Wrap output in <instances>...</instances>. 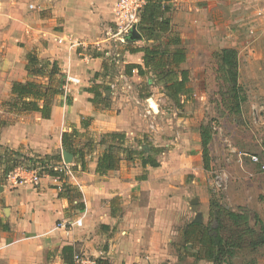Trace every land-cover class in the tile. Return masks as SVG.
I'll return each mask as SVG.
<instances>
[{
  "label": "crops",
  "instance_id": "0c3cea01",
  "mask_svg": "<svg viewBox=\"0 0 264 264\" xmlns=\"http://www.w3.org/2000/svg\"><path fill=\"white\" fill-rule=\"evenodd\" d=\"M115 1L0 0V222L8 225L0 229V264H67L62 253L65 246L89 261L160 264L174 235L183 238L185 229L210 210L201 130L193 126L201 125L203 115L199 119L189 100L191 76L197 73L189 65L193 54L187 38L199 37L202 30L200 38L207 44L241 48L240 64L244 58L259 63L264 51L245 56L244 49L251 43L237 45L245 42L241 39L244 27L254 34L253 44L264 43V0H172L173 9L167 14L171 31L164 40L173 41L178 35L185 49L186 60L178 68L189 72L188 94L182 96L180 106L169 98L176 110L184 112H173L168 118L162 114L169 109L159 106L153 96L157 109L151 111L152 130L140 105L144 92L157 87L156 74L149 69L143 75L137 69L129 74L126 66H144V53L134 49L156 42L142 36L113 50L107 31L115 19ZM29 52L56 60L69 81L66 89L72 104L57 96L50 118L36 111L16 112L8 105L12 83L31 78L26 69ZM113 63L119 66L114 68ZM249 69H253L251 75L262 77L258 88L264 92V63ZM161 87L160 91H166ZM96 91L104 93V100L92 101ZM170 118L172 126L165 121ZM73 128L80 131L75 146L91 148L85 170L74 155L71 163L64 160L63 134ZM112 132L125 133V146L134 148L148 137L162 149L159 166L144 167L139 156L127 160L126 153L119 151L118 167L98 174V157L110 141L106 137L103 144L101 140ZM30 157H49L48 166L63 167L61 190L51 175L36 185L16 181L17 168L10 167L25 166ZM64 184L75 186L81 195L74 197L71 191V198L60 196ZM79 203L85 207L78 208ZM63 222L66 227L58 225Z\"/></svg>",
  "mask_w": 264,
  "mask_h": 264
},
{
  "label": "trees",
  "instance_id": "16d2710c",
  "mask_svg": "<svg viewBox=\"0 0 264 264\" xmlns=\"http://www.w3.org/2000/svg\"><path fill=\"white\" fill-rule=\"evenodd\" d=\"M172 0H146L143 6L137 28L146 40H154L152 45H143L134 49L136 52H143L144 66L140 64H128L126 71L132 74L133 69H137L138 73L143 75L146 69L152 70L156 74L159 83L165 86L168 96L180 106L182 96L187 97V84L189 82V72L180 70V63L186 60V52L181 47V41L176 35L173 41L166 42L164 37L171 31V19L167 15L172 9ZM135 39L128 38V42ZM164 41V42H163ZM166 42V43H165ZM171 45H175V49H171ZM238 50L235 48H224L219 53L220 64L219 71L224 84L229 83L228 94H223L224 101L232 94L237 101L236 105L240 106L239 87L237 86L239 60ZM28 71L30 79L26 81H14L12 83L11 98L8 101L10 108L16 112H40L44 118H50L52 108L57 96H63L66 104H72L73 97L67 93L66 86L69 81L65 73L62 72L58 62L50 59H40L35 53L29 52L26 55ZM229 95V96H228ZM227 96V97H226ZM105 95L102 91L94 92L92 101L96 103L98 100H104ZM87 124H83L85 127ZM80 135L77 128H73L70 132L63 134V146L70 151L77 164L81 165L82 170L87 168V155L91 151H85V146L77 148L75 139ZM202 144L206 168H208L209 144L212 140L211 128L209 126L202 127ZM108 147L100 154L97 160L96 172L105 174L110 170L118 167L122 157L119 151H123L127 160L139 156L142 159V165L147 167L159 166L157 159L162 149L156 148L150 143L145 136L142 141L138 142V147L125 146L126 134L120 132L106 133L101 143H106ZM29 159V167L31 168L40 162V165L46 167L49 157L43 160H35L33 157ZM16 162V161H15ZM14 164L10 169L19 168ZM11 171V170H10ZM9 171V172H10ZM8 172V173H9ZM46 172L51 176L64 177L63 170H55L46 167ZM64 190L60 192V196L72 197L71 191H74V197L81 195L75 186L63 185ZM78 208H84V203H79ZM259 226L258 232L252 226V221ZM7 229L8 225L0 222V229ZM252 239V246L264 245V222L261 217L250 211L246 207H239L236 211L231 210L214 199V195L210 198L209 220L205 225L203 223L193 222L186 229L183 239L186 243V255L191 256L197 261L207 259L215 264H224L228 258L233 257L237 250L241 248L243 243L247 242L244 237ZM63 258L67 264H74V248L65 246L63 248ZM183 256V255H182ZM179 257L180 259H183ZM95 264H111L108 259L98 258ZM160 264H169L163 262Z\"/></svg>",
  "mask_w": 264,
  "mask_h": 264
},
{
  "label": "rangeland",
  "instance_id": "374dc122",
  "mask_svg": "<svg viewBox=\"0 0 264 264\" xmlns=\"http://www.w3.org/2000/svg\"><path fill=\"white\" fill-rule=\"evenodd\" d=\"M232 5H229L231 7ZM228 9H225V11ZM231 12V10L227 11ZM173 33H181L178 30H172ZM202 30L197 33L199 37L190 36L188 44L191 46L193 59L190 68L197 73L192 77V88L189 90V100L192 103L193 111L197 116L203 115L202 123L194 124L196 128L209 126L211 128L212 140L208 150V170L205 171L207 190L210 197L214 195L219 203L231 210H237L239 207H246L250 211L257 213L264 222V172L259 164H253L250 155L261 156L264 162V92L259 90V82L262 77L251 75L250 67L257 69L262 67L264 60L259 63L242 59L239 61L237 86L239 87L240 106L236 105L237 101L232 94L223 99V94H228L229 83L224 84L219 71L221 47L215 44H207L200 38ZM241 39L245 42L237 45L247 47L244 49L246 56L254 52H263L264 43L253 44L254 37L249 35V28H241ZM108 37V36H107ZM111 40V39H110ZM235 41V40H234ZM122 44V43H121ZM113 50L119 43L111 42ZM235 48V47H232ZM241 51V48H235ZM243 58V55H242ZM114 62V61H113ZM116 68V63H113ZM120 70V69H119ZM118 68L116 72L119 73ZM154 79L157 87L148 88L143 94V103L140 105L143 118L149 122V129L152 130L151 121L153 117L152 109H157L155 102L151 99L154 96L159 106L168 108L162 116L173 117L172 113L177 112L181 115L184 109H175L172 100L169 99L166 91H163L158 80ZM156 86V85H155ZM151 89V90H150ZM230 94V93H229ZM150 99V101H148ZM152 107V108H151ZM154 107V108H153ZM150 109V110H149ZM165 120L168 125L174 123L170 119ZM174 129V128H173ZM174 131V130H173ZM194 131V132H195ZM147 139H149L147 137ZM152 143L151 140H148ZM168 149L167 146H163ZM165 150V149H164ZM25 166L29 167L31 163L24 161ZM46 172V167L38 164ZM219 175L222 180V187H218L216 177ZM189 176V175H188ZM209 213V212H208ZM208 213H201L202 223L207 224L209 220ZM192 219V218H191ZM252 226L258 232L259 226L252 221ZM180 234L174 235V242L171 244L164 255H161V262L166 261L169 264H194L195 259L187 256L186 243ZM247 241L244 246L239 248L233 257L228 258L224 264H264V245L252 246V239L244 237ZM183 255V256H182ZM183 259H180L181 257ZM160 262V263H161ZM197 264H215L207 259L197 261Z\"/></svg>",
  "mask_w": 264,
  "mask_h": 264
},
{
  "label": "built area",
  "instance_id": "2783aa9c",
  "mask_svg": "<svg viewBox=\"0 0 264 264\" xmlns=\"http://www.w3.org/2000/svg\"><path fill=\"white\" fill-rule=\"evenodd\" d=\"M146 4V0H116L115 6H114V13H115V19L113 21V24L109 27L107 31V36L109 39H111V42L115 43H127L128 38L131 35V31L133 27L137 28V24L140 19V13L143 8V6ZM31 8H33V5H30ZM138 29V28H137ZM59 42H63L62 39L59 40ZM77 45L85 46L82 43H75ZM97 48H100L99 45H96ZM136 69H133V72H135ZM251 160L260 165L261 170L264 172V162L260 158L259 155L252 154L250 155ZM50 168H53L55 170H63V167L56 166V165H50ZM42 168L40 166H34L31 168H27L26 166H20L17 168L14 172L15 179L19 183L24 182H30L32 184H39L42 177L47 176V172H42ZM13 172L9 173L8 175L11 176ZM54 179L60 183L58 186L61 190V184L63 183V178L60 176H54ZM216 183L218 187H222V180L219 175L216 177ZM59 226H65L66 223H59ZM74 262L75 264H95V261H89L85 258H83L81 255L76 254L74 256Z\"/></svg>",
  "mask_w": 264,
  "mask_h": 264
},
{
  "label": "water",
  "instance_id": "95a60500",
  "mask_svg": "<svg viewBox=\"0 0 264 264\" xmlns=\"http://www.w3.org/2000/svg\"><path fill=\"white\" fill-rule=\"evenodd\" d=\"M130 37L132 39H141L142 35H141V33L139 32V30L136 27H133ZM63 156H64V160H65L66 163H71V161L73 159V154L72 153L68 152L67 150H64ZM196 201H198V200L195 199V202ZM201 221H202V219H200V217H198L196 219V222H201Z\"/></svg>",
  "mask_w": 264,
  "mask_h": 264
}]
</instances>
